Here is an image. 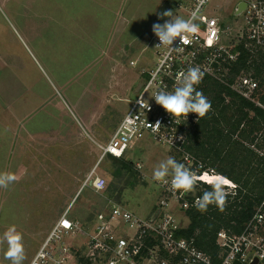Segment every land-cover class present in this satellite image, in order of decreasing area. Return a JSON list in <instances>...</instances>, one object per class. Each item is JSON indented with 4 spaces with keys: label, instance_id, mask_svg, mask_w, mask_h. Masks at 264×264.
Wrapping results in <instances>:
<instances>
[{
    "label": "rangeland",
    "instance_id": "obj_1",
    "mask_svg": "<svg viewBox=\"0 0 264 264\" xmlns=\"http://www.w3.org/2000/svg\"><path fill=\"white\" fill-rule=\"evenodd\" d=\"M189 2L0 0L1 98L7 100L3 92L11 89L15 104L27 106L25 129L42 133L21 140L7 168L3 153L9 141L0 140V172L18 177L0 188V237L10 226L22 234L23 264L67 208L68 217L86 229L111 202L141 217L158 206L153 170L172 152L142 134L121 159L126 170L101 158L96 144L109 139L138 89L142 68L152 66L153 24L171 19L161 17L165 11L186 19ZM236 3L212 0L203 13L217 16L227 34L240 20L233 15ZM226 34L221 33L223 44ZM93 168L106 179L102 192L82 187ZM115 169L117 176L111 175ZM6 249L0 244V264H10Z\"/></svg>",
    "mask_w": 264,
    "mask_h": 264
},
{
    "label": "built area",
    "instance_id": "obj_2",
    "mask_svg": "<svg viewBox=\"0 0 264 264\" xmlns=\"http://www.w3.org/2000/svg\"><path fill=\"white\" fill-rule=\"evenodd\" d=\"M210 1L190 0L185 8L186 19L195 13L193 22L197 31L184 34L186 44L176 38L172 47L179 46L182 51H172L164 60L167 48L157 47L159 38L156 35L151 37L152 66L142 68L138 89L109 139L104 144H96L101 158H124L135 139L147 134L171 151L176 161L200 177L194 190L186 193L172 190L170 175L165 181H157L161 198L156 207L158 212L152 220L150 217L155 208L147 217H141L110 201L105 209L94 215L88 228L83 229L77 218L68 217L67 208L51 226L27 264H235V261L264 264V196L253 207L252 214L238 233L225 229L216 232L215 252L212 254L197 248L193 237L179 233L188 223L185 211L196 208L194 202L201 197L197 191L223 176L212 168H204L201 160L186 149L188 135L201 118L189 113L187 118H178L177 123V118L155 102V93L158 90L174 91L181 72H186L191 66H200L205 74L196 86L197 91L209 101L207 90L216 84L264 109V103L258 99V81L251 71L233 70L240 57V46L249 53L246 64L256 59L258 53H264V0H237V3H244L237 15L240 20L235 21L234 30L229 27L227 34L217 16L203 13ZM221 33L227 35L226 44L221 42ZM221 96L225 102L228 101L229 97L223 91ZM140 101H143V107ZM157 121L161 127L154 131L153 125ZM255 136L256 139L264 138V133H256ZM259 154L264 156V148ZM134 167L138 170L141 166L135 163ZM94 170L86 176L82 187L102 192L106 189V179L94 174ZM225 190L233 196L237 185L232 182Z\"/></svg>",
    "mask_w": 264,
    "mask_h": 264
},
{
    "label": "trees",
    "instance_id": "obj_3",
    "mask_svg": "<svg viewBox=\"0 0 264 264\" xmlns=\"http://www.w3.org/2000/svg\"><path fill=\"white\" fill-rule=\"evenodd\" d=\"M248 58L249 53L240 46V57L233 70L251 71L258 81V99L264 103V53H258L256 59L246 64ZM222 91L229 97L226 102ZM207 92L212 110L194 125L186 149L201 160L204 168H212L236 184L237 192L227 195L222 211L216 204H210L206 211L186 210L188 223L179 233L193 237L197 248L212 254L216 232L225 229L238 233L264 196V156L259 154L264 148V138L255 136L264 133V109L235 95L227 87L213 84ZM107 157L120 168L129 169L121 163L122 158ZM119 174L120 170L115 169L111 175ZM203 188L197 191L198 195L211 191L210 186L203 185Z\"/></svg>",
    "mask_w": 264,
    "mask_h": 264
},
{
    "label": "clouds",
    "instance_id": "obj_4",
    "mask_svg": "<svg viewBox=\"0 0 264 264\" xmlns=\"http://www.w3.org/2000/svg\"><path fill=\"white\" fill-rule=\"evenodd\" d=\"M161 17H170L171 19L166 20L163 24H153L152 30L160 41L157 47L164 46L167 48L168 51L164 56V60H167L168 54L172 51H182L179 46L172 47L176 38L179 37L180 43L186 44L187 40L184 38V34L196 32L197 25L193 22L195 13H193V17L184 19L174 17L172 11H165ZM204 74L205 72L200 66L189 67L186 72H181L178 75V86L175 87L174 91L158 90L155 93L153 96L155 102L174 118H177V123H179L178 118H187L189 113H195L199 118L204 117L212 107L211 102L202 92L197 91L196 87L203 79ZM140 103L143 107V101ZM153 126L154 131L161 127L159 121ZM180 139L183 140V137ZM169 175L171 176V189L185 193L194 190L197 181L200 179L193 171L173 157H168L153 170V179L156 181H165ZM17 180L18 177L11 172H0V188L6 189ZM231 184L232 182L224 177H219L210 182L211 191H205L201 197L197 198L194 206L199 211H206L210 204H216L222 211L228 195L225 189ZM2 243L7 244L5 259L9 260L10 264H23L25 260L23 236L15 226H10L3 233V236L0 237V244Z\"/></svg>",
    "mask_w": 264,
    "mask_h": 264
},
{
    "label": "crops",
    "instance_id": "obj_5",
    "mask_svg": "<svg viewBox=\"0 0 264 264\" xmlns=\"http://www.w3.org/2000/svg\"><path fill=\"white\" fill-rule=\"evenodd\" d=\"M96 57L93 61H95ZM5 85V83H4ZM9 85V83H8ZM7 95V100L2 99L5 98L4 95L0 93V140H8L9 144L3 153V167L7 168L10 167L9 165L12 163V159L17 157V145L18 143L23 140L26 136L36 137L42 135L38 132H34L33 130L25 129V119L28 118V115L24 113L23 108H27L26 105L20 106L15 104L13 101V97H11V89H7L3 92ZM2 97V98H1ZM26 106V107H25ZM30 109V108H29ZM122 117V116H121ZM120 117V118H121ZM120 120V119H119ZM119 122V121H118ZM117 125V124H116ZM34 132L36 135H34ZM44 133V132H43ZM33 135V136H32ZM6 142V141H5ZM2 171V170H1ZM4 171V169H3ZM33 256V255H32ZM31 256V257H32ZM29 258V260L31 259ZM28 260V262H29ZM27 262V263H28Z\"/></svg>",
    "mask_w": 264,
    "mask_h": 264
},
{
    "label": "water",
    "instance_id": "obj_6",
    "mask_svg": "<svg viewBox=\"0 0 264 264\" xmlns=\"http://www.w3.org/2000/svg\"><path fill=\"white\" fill-rule=\"evenodd\" d=\"M243 5H244V3L243 2H238L237 4H236V6H235V8H234V12H233V15L234 16H237V15H239V13H240V11L242 10V8H243ZM158 212V208H155L154 209V211L152 212V214H151V220L155 217V215H156V213ZM254 262H255V260H254ZM235 264H241V263H238L237 261H235Z\"/></svg>",
    "mask_w": 264,
    "mask_h": 264
},
{
    "label": "snow or ice",
    "instance_id": "obj_7",
    "mask_svg": "<svg viewBox=\"0 0 264 264\" xmlns=\"http://www.w3.org/2000/svg\"><path fill=\"white\" fill-rule=\"evenodd\" d=\"M67 226V225H66Z\"/></svg>",
    "mask_w": 264,
    "mask_h": 264
}]
</instances>
